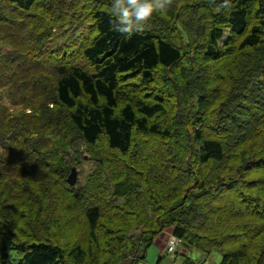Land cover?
<instances>
[{"label":"trees","instance_id":"trees-1","mask_svg":"<svg viewBox=\"0 0 264 264\" xmlns=\"http://www.w3.org/2000/svg\"><path fill=\"white\" fill-rule=\"evenodd\" d=\"M111 2L0 0V264H264V0Z\"/></svg>","mask_w":264,"mask_h":264},{"label":"rangeland","instance_id":"rangeland-1","mask_svg":"<svg viewBox=\"0 0 264 264\" xmlns=\"http://www.w3.org/2000/svg\"><path fill=\"white\" fill-rule=\"evenodd\" d=\"M169 1H173V0H169ZM217 12H219V9L217 10ZM194 13H197V11H195ZM223 32L225 36L221 40L220 42L221 44L225 43L227 38L229 37L228 28H224ZM206 66L208 68L209 64H206ZM7 105L8 103L6 104V106ZM10 109L12 110V107ZM21 109H22L21 107L18 108V110H21ZM168 111L170 112V114H172L173 112H176V109L171 107L168 109ZM94 165H95L94 163L92 164L89 161L83 162L85 172L82 175H80V178L82 179V181L86 180L87 175H88V173L86 174V172L90 170L92 171V169L94 168ZM215 166L216 165H214L213 168H215ZM243 212L246 213V210H244ZM76 224L83 227L81 220L78 222L75 221V225ZM170 231L171 229L166 228L160 234L156 235V238L153 240V242L148 247H146L145 257L143 259L138 260L137 264H155L158 256H162L161 264H181L182 260L186 257L185 255H188L194 261L195 264H219L221 260V253L219 252H213L212 254H205V253H201L200 251L196 249H188L181 244L177 245L175 252L173 253L166 252L165 247L171 235ZM60 237L64 238L63 235H60ZM142 253H143V248L140 249L138 254L141 256ZM10 255H11L13 262L17 263L18 258L16 256L15 251L11 250ZM123 264H126V263H123Z\"/></svg>","mask_w":264,"mask_h":264},{"label":"clouds","instance_id":"clouds-1","mask_svg":"<svg viewBox=\"0 0 264 264\" xmlns=\"http://www.w3.org/2000/svg\"><path fill=\"white\" fill-rule=\"evenodd\" d=\"M168 0H112L110 17L115 30L131 35L154 13L166 10ZM231 0H220L219 8L230 11Z\"/></svg>","mask_w":264,"mask_h":264},{"label":"built area","instance_id":"built-area-1","mask_svg":"<svg viewBox=\"0 0 264 264\" xmlns=\"http://www.w3.org/2000/svg\"><path fill=\"white\" fill-rule=\"evenodd\" d=\"M179 244V240L177 237L170 235L169 240L166 243V252L168 253H173L175 252V249L177 247V245Z\"/></svg>","mask_w":264,"mask_h":264},{"label":"water","instance_id":"water-1","mask_svg":"<svg viewBox=\"0 0 264 264\" xmlns=\"http://www.w3.org/2000/svg\"><path fill=\"white\" fill-rule=\"evenodd\" d=\"M68 180L70 184H75V182L77 181V174L75 171H72L69 176H68Z\"/></svg>","mask_w":264,"mask_h":264}]
</instances>
